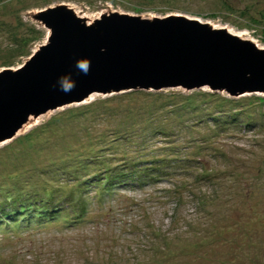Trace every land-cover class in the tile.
<instances>
[{"label": "rangeland", "instance_id": "obj_1", "mask_svg": "<svg viewBox=\"0 0 264 264\" xmlns=\"http://www.w3.org/2000/svg\"><path fill=\"white\" fill-rule=\"evenodd\" d=\"M61 5L88 22L184 16L264 48V0H0V72L47 43L32 16ZM92 97L0 145V211L57 219L0 224V264L264 263V94Z\"/></svg>", "mask_w": 264, "mask_h": 264}, {"label": "water", "instance_id": "obj_2", "mask_svg": "<svg viewBox=\"0 0 264 264\" xmlns=\"http://www.w3.org/2000/svg\"><path fill=\"white\" fill-rule=\"evenodd\" d=\"M32 17L50 36L22 67L0 72V145L33 120L94 95L176 88L264 94V48L226 28L179 15L110 13L88 22L66 5Z\"/></svg>", "mask_w": 264, "mask_h": 264}, {"label": "trees", "instance_id": "obj_3", "mask_svg": "<svg viewBox=\"0 0 264 264\" xmlns=\"http://www.w3.org/2000/svg\"><path fill=\"white\" fill-rule=\"evenodd\" d=\"M149 176H152V175H149ZM120 177H129V176L123 175V176H120ZM120 177L119 178L112 177V179L114 178V180H120ZM102 184H104V183H102ZM24 197L25 196H21V199L19 200L20 203H25L26 202V204H27L28 202H30L31 195H27L25 198ZM7 201H8V199H7ZM28 206L29 205L20 206V207H17V208L14 206L15 209H13L12 211L7 212V213H3V211H0V214H1L0 215V224L2 226H4V224L5 225L9 224V228H12L13 224L18 225L22 220L30 219L31 217H29L28 214L30 213V210L33 209V207L29 206V208H28ZM46 213L47 214L35 213L34 217H32L33 219H30V223L29 224L31 225V224H33V222L36 221V223H38L41 226L43 224H49V223H51L53 221H57L56 215L54 213L50 212L49 205L46 208ZM75 213L78 214L77 211H75ZM64 218H65L64 219L65 222H70V219H69L68 216H65ZM77 218H82V217H80V215H78ZM38 219H40V221H41L40 223H39ZM1 225H0V230H2V226Z\"/></svg>", "mask_w": 264, "mask_h": 264}, {"label": "clouds", "instance_id": "obj_4", "mask_svg": "<svg viewBox=\"0 0 264 264\" xmlns=\"http://www.w3.org/2000/svg\"><path fill=\"white\" fill-rule=\"evenodd\" d=\"M78 67H81V68L85 69V71H86V68H87L86 65L80 64V63H78ZM73 86H74V84L73 85H67V86L64 87V90L70 91L71 90V87H73Z\"/></svg>", "mask_w": 264, "mask_h": 264}, {"label": "bare ground", "instance_id": "obj_5", "mask_svg": "<svg viewBox=\"0 0 264 264\" xmlns=\"http://www.w3.org/2000/svg\"><path fill=\"white\" fill-rule=\"evenodd\" d=\"M216 28H219L218 26H215ZM234 34H236V35H239V36H243V34H240V33H234ZM91 100L93 99V97L92 98H90ZM25 128H27V127H25ZM24 130V129H23ZM23 130L22 131H20L19 133H18V135L20 134V133H22L23 132Z\"/></svg>", "mask_w": 264, "mask_h": 264}]
</instances>
